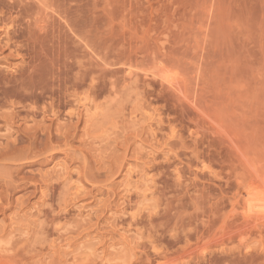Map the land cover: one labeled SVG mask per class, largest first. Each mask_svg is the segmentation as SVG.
I'll list each match as a JSON object with an SVG mask.
<instances>
[{"label": "rangeland", "instance_id": "obj_1", "mask_svg": "<svg viewBox=\"0 0 264 264\" xmlns=\"http://www.w3.org/2000/svg\"><path fill=\"white\" fill-rule=\"evenodd\" d=\"M260 189L264 0H0L1 264H264Z\"/></svg>", "mask_w": 264, "mask_h": 264}, {"label": "bare ground", "instance_id": "obj_2", "mask_svg": "<svg viewBox=\"0 0 264 264\" xmlns=\"http://www.w3.org/2000/svg\"><path fill=\"white\" fill-rule=\"evenodd\" d=\"M130 72V71H129ZM128 73V72H127ZM260 180V179H259ZM259 182V181H258ZM250 188V187H249ZM244 190V189H243ZM255 191V190H254ZM260 191H262L261 189H260ZM248 192V191H247ZM250 192V191H249ZM252 192V191H251ZM262 192H264V191H262ZM260 193V192H259ZM250 194V193H249ZM251 196V195H250ZM256 196H257V194H256ZM260 196V195H259ZM263 196V195H262ZM245 198H247V197H245ZM256 199H257V197H255ZM261 198V197H260ZM264 198V197H263ZM263 198H261V201L263 202L264 201V199ZM248 199H250V198H248ZM254 199V198H253ZM244 200V199H243ZM253 201V200H252ZM244 202V201H243ZM254 202V201H253ZM262 202H257V201H255L254 203H256V204H261ZM245 203H246V200H245ZM248 203H250V202H248ZM247 204V203H246ZM251 204V203H250ZM258 204V205H259ZM252 206H254V205H252ZM251 206V207H252ZM246 207H248V206H246ZM245 207V208H246ZM250 207V206H249ZM246 208V211L248 212V214L246 215V216H248V218L250 217L251 219L252 218H258V217H261V218H264V206L262 205H259V207L258 206H255V207H257V208H255V207H253V208ZM245 208H243V209H245ZM246 211H244L243 213H246ZM247 218V219H248ZM260 218V219H261ZM1 261H2V259H1V255H0V264H1Z\"/></svg>", "mask_w": 264, "mask_h": 264}]
</instances>
